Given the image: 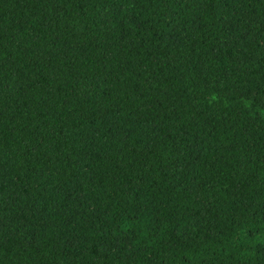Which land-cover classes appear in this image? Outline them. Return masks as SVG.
<instances>
[{
	"label": "trees",
	"instance_id": "1",
	"mask_svg": "<svg viewBox=\"0 0 264 264\" xmlns=\"http://www.w3.org/2000/svg\"><path fill=\"white\" fill-rule=\"evenodd\" d=\"M0 264H264V0H0Z\"/></svg>",
	"mask_w": 264,
	"mask_h": 264
}]
</instances>
